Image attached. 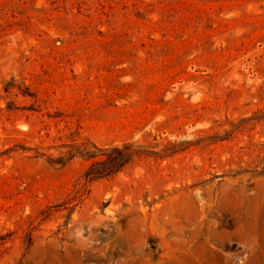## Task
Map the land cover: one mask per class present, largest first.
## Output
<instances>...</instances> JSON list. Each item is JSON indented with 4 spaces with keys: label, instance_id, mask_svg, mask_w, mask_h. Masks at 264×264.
<instances>
[{
    "label": "rangeland",
    "instance_id": "rangeland-1",
    "mask_svg": "<svg viewBox=\"0 0 264 264\" xmlns=\"http://www.w3.org/2000/svg\"><path fill=\"white\" fill-rule=\"evenodd\" d=\"M0 264H264V0H0Z\"/></svg>",
    "mask_w": 264,
    "mask_h": 264
}]
</instances>
